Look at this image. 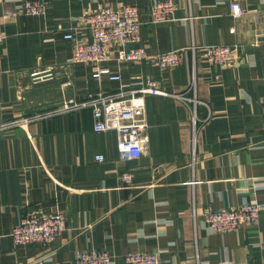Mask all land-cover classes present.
Wrapping results in <instances>:
<instances>
[{"label": "crops", "instance_id": "1", "mask_svg": "<svg viewBox=\"0 0 264 264\" xmlns=\"http://www.w3.org/2000/svg\"><path fill=\"white\" fill-rule=\"evenodd\" d=\"M21 1L0 0V123L149 79L168 94L185 95L193 77L197 117L206 108L211 115L194 134L183 102L147 97V141L132 161L119 159L115 132L93 130L86 109L1 133L0 264L42 257L72 264L79 252L94 249L111 255V264H127L124 256L136 252H155L160 264H264V0H245L239 18L227 0H171L173 21L157 24L148 15L157 0H46L43 16L14 13ZM126 6L138 9L140 45L150 55L227 44L237 59L213 67L186 51L179 67L160 71L146 61L118 64L111 47L110 60L99 66L72 64V43L63 35L74 31L89 41L83 14ZM100 68L121 81L99 76ZM124 172L132 175L130 187L118 179ZM244 201L259 205L257 224L224 233L205 225L208 211ZM35 210L63 213L66 229L51 247L15 246L12 228Z\"/></svg>", "mask_w": 264, "mask_h": 264}, {"label": "built area", "instance_id": "2", "mask_svg": "<svg viewBox=\"0 0 264 264\" xmlns=\"http://www.w3.org/2000/svg\"><path fill=\"white\" fill-rule=\"evenodd\" d=\"M81 1V0H78ZM245 0H227V8L234 18L245 14L242 3ZM174 5L171 0H157L149 8L148 15L153 24L173 21ZM47 11L46 0H22L15 9L16 14L27 16H43ZM7 16H10L7 13ZM81 28L88 31L89 41L77 39L74 31L67 32L63 39L72 43L70 62L72 64H90L99 66L110 60V48L115 47L114 61L116 63L138 64L149 62L157 70L163 71L179 67L186 51H190L195 59L200 55L207 66L228 67L236 59L238 50L227 44L196 46L166 51L150 55L141 46L140 19L138 9L126 6L121 9L100 7L94 12L81 16ZM5 35L0 32V46ZM98 75H106L110 81H121L119 74L109 69H98ZM150 96L173 97L190 108L193 133L210 118L206 108L205 117L198 119L197 106L200 103L196 97V82L192 78L185 95H171L158 88L153 80H146L137 87L121 89L113 94L88 93L81 101H66L50 111L35 113L29 116L12 119L0 123V134L16 128H24L32 123L56 116L61 112L90 110L93 116V130L98 133L115 132L118 140L119 159L132 161L139 159L147 141L145 135L147 121L145 118V100ZM206 106V105H204ZM207 107V106H206ZM103 162L101 155L95 158ZM118 179L125 187H130L132 175L121 173ZM260 207L254 201H244L232 209L210 210L204 216L205 225L215 233L234 231L243 225L258 223ZM66 229V218L63 213H49L42 210L24 214L11 232L10 238L15 246L40 244L51 247L57 237ZM127 264H160L155 252L127 253L124 256ZM112 256L103 250H86L79 252L72 264H111ZM32 264H54L47 257L35 260Z\"/></svg>", "mask_w": 264, "mask_h": 264}]
</instances>
